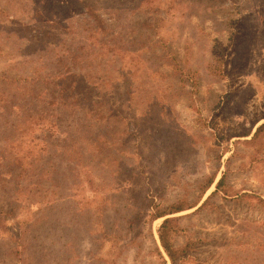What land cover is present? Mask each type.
Masks as SVG:
<instances>
[{
	"label": "rangeland",
	"instance_id": "1",
	"mask_svg": "<svg viewBox=\"0 0 264 264\" xmlns=\"http://www.w3.org/2000/svg\"><path fill=\"white\" fill-rule=\"evenodd\" d=\"M204 4L0 0V151L10 150L8 136L22 145L15 156L34 150V179L22 181L29 193L17 196L11 178L0 190V264H170L158 234L167 218L174 247L184 251L180 264H264V130L254 138L264 124V0ZM86 7L130 48L123 66L115 58L87 84L93 100L103 90L122 110L107 123L120 150L106 166H76L75 154L63 156L45 131L23 139L11 131L29 114L76 120V112L49 106L52 96L32 94L58 70L85 73L57 59L90 44ZM74 131L68 149L84 148ZM32 182L47 193L30 192ZM177 207L185 210L152 220Z\"/></svg>",
	"mask_w": 264,
	"mask_h": 264
},
{
	"label": "trees",
	"instance_id": "2",
	"mask_svg": "<svg viewBox=\"0 0 264 264\" xmlns=\"http://www.w3.org/2000/svg\"><path fill=\"white\" fill-rule=\"evenodd\" d=\"M190 1L192 2L193 0ZM196 1L200 5H205L204 3H208L210 0ZM207 6H205V10L211 9L212 7L210 5L208 7ZM86 9L88 10L86 11V15H88V18L92 21V24H90V26L88 27L90 29V34L92 33L93 36H91L88 40L91 41L90 44H82V46L78 47V49L82 50V52L74 51L73 53L67 50V52H65L61 56H58L57 59V64L62 63L64 65H70L74 68L79 67L78 69L84 71L85 73L75 74L70 71L64 72L62 69L58 70L57 74L52 76V80H50L49 76L46 77L45 80L42 81V83H40L41 87L43 88L41 92L32 94V97L36 98V100L39 99L40 101H42L44 95L52 96L51 99L54 100V102H49L48 105L57 106L59 112L62 114H68L70 112L75 115L76 112V120L69 121V118L67 117L68 119L66 120L62 119L58 120V122H55L58 119L57 116L55 121L49 122L48 120H46L45 116H40L37 117L40 119V122H38L39 120L35 119V116L29 114L26 117L24 116L25 118H19L20 121L16 122L15 126H11V131H21L22 139L24 137H27V134H29V132L31 131H45V133L47 134L45 138L53 142L54 145L57 146L58 144H62L58 149L59 151H61V154L63 156L64 154L66 155V153L69 152L70 156L68 158H72V154H75L74 163H76V166L84 167L86 164L90 165L96 162H99L98 166H106V161L120 150V144L116 146V143L114 141H111L112 136H107V123L108 120H114V122L119 121L122 117V110H120L119 108L113 109L112 104L104 100L105 91L100 89L97 90L96 87L92 86L94 90H97V92H99L98 97L100 98L99 101L93 100L92 95L88 94L89 87L87 86V84L93 85V83L90 82L89 79L94 78V76L92 75H94L95 73L96 81L100 80V78L97 77L99 71H105V73H108L107 71L112 68L110 64H114V62L112 61L113 59L115 60V58H119L118 60L119 62L122 61L121 64L123 66V60L126 57L124 55H130V48H123L121 44H118L123 41L121 39L122 35L116 37L115 35H111L112 29L108 25L107 19H104L103 16L97 14L96 10L94 9L89 10L88 7H86ZM105 37H108V40H106ZM133 45L134 43H132V46ZM140 46H143V44H141ZM62 58H66V60L61 61ZM134 67H136V65ZM136 72H138V70ZM127 84L129 87L127 86L128 90L126 94H128L129 96H133L135 88L132 89L133 86L132 84H130V82H128ZM74 89H77L78 92ZM7 101L8 100L6 99L5 102ZM13 107L18 108L20 106L16 104ZM51 111L52 110L42 111L41 113L42 115H50L48 113H50ZM62 124H67V127L63 130V133L61 135H58V132H60L59 129ZM73 130H75V134L73 135L75 138H73V141L83 143L85 145L84 148H77L75 150V147L73 145V149H68L70 146L68 147L66 145L67 138H65V136L69 135V133ZM263 130L264 124L260 125L257 128L254 138L259 136L260 133L263 132ZM69 140L72 141L71 138ZM6 141L9 143L10 150L0 151V190L6 187L4 184L5 179L11 178L10 180H13L16 183V190L14 193L17 196H20L24 191H28L26 187H24V184H22L23 179H25L26 181H28L29 179H31L32 181L34 179V176L32 178H29V172L34 161L32 159L34 157V150L28 148L27 155L29 156H15V154H19L22 151V145L20 144L17 147L14 146V140L11 136H8L6 138ZM51 142L47 141L45 145L49 143V147H52ZM45 150L46 149H42V151ZM37 159H39V155L36 156L35 161ZM41 166L43 167V165ZM91 168H93V166H87V170H90ZM37 169L40 168L37 167ZM50 170H54L53 166L51 169H48L46 171V174H50ZM225 179L226 175L223 174V176L216 184L214 193L222 191L221 188L225 183ZM5 182L8 183L7 180ZM89 182L91 183V180H89ZM32 183V186H29L30 192L34 194H38L41 192H43V194L44 192L47 193V190L44 191L40 183ZM213 183L214 180H210L206 189H208ZM209 198L204 202V204L209 200ZM15 202L17 204L18 199H15ZM12 207L15 206H11V209ZM184 210L185 209L181 207H177L169 213H156L153 214L152 220L155 221L161 218H165L167 215L180 213ZM173 221L174 220L172 218L165 219L158 231V234L160 244L167 257L169 258L170 264H180L183 260L182 257L184 255V251L176 249L173 245L172 238L170 236V228Z\"/></svg>",
	"mask_w": 264,
	"mask_h": 264
}]
</instances>
